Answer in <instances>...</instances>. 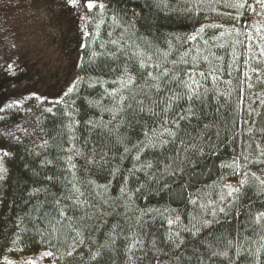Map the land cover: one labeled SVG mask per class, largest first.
I'll return each instance as SVG.
<instances>
[{"label": "trees", "instance_id": "1", "mask_svg": "<svg viewBox=\"0 0 264 264\" xmlns=\"http://www.w3.org/2000/svg\"><path fill=\"white\" fill-rule=\"evenodd\" d=\"M70 4L56 8L68 18ZM82 36L73 90L6 158L0 258L264 264L261 2L98 0ZM22 73L6 70L0 92ZM21 97L0 126L19 121Z\"/></svg>", "mask_w": 264, "mask_h": 264}, {"label": "rangeland", "instance_id": "2", "mask_svg": "<svg viewBox=\"0 0 264 264\" xmlns=\"http://www.w3.org/2000/svg\"><path fill=\"white\" fill-rule=\"evenodd\" d=\"M96 1L74 0L76 11L66 18L67 14L61 12V15L56 6L62 3L65 7L72 3L71 0H0V77L15 66L24 70L16 81L5 84V89L0 92V110L15 97L29 91L33 94L31 98L15 100L23 103V114L14 126H0V203L5 161L13 142L18 140V133L22 135L35 128L40 107L48 105L47 100L51 97L58 99L77 81L75 64L81 55L87 4ZM33 105L37 106L32 109ZM238 184V181L230 182L228 187L234 188ZM46 252L50 251L11 252L0 258V264H53L52 255H44Z\"/></svg>", "mask_w": 264, "mask_h": 264}, {"label": "snow or ice", "instance_id": "3", "mask_svg": "<svg viewBox=\"0 0 264 264\" xmlns=\"http://www.w3.org/2000/svg\"><path fill=\"white\" fill-rule=\"evenodd\" d=\"M71 2H74V0H71ZM258 2H261V6L264 7V0H258ZM232 6H233V7H243L244 5H243V4H235V5H232ZM87 7H88L89 9H91V8L94 7V4H93L92 2H89V3L87 4ZM100 7H103V5H100ZM192 38L195 39V37H192ZM201 75H202V74H201ZM131 82H132L131 79H129V83H131ZM193 82H195V81H193ZM188 87L191 88V85H188ZM72 90H73L72 88H69V89H68V92H71ZM65 95H67V93H65ZM48 111H51V109H48ZM240 183L243 184L244 181H241ZM262 183H264V181H262ZM239 190H240L239 188H234V189H232V190L229 192V195H231L232 192H239ZM221 211H223V209H221ZM260 216H264V213H261ZM260 216L257 217V222H259V220H260ZM44 255H46V256H51L52 253H51V252H46V253H44Z\"/></svg>", "mask_w": 264, "mask_h": 264}]
</instances>
